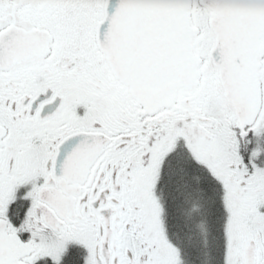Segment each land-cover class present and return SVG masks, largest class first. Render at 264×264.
<instances>
[{"label":"snow or ice","instance_id":"6c2138e0","mask_svg":"<svg viewBox=\"0 0 264 264\" xmlns=\"http://www.w3.org/2000/svg\"><path fill=\"white\" fill-rule=\"evenodd\" d=\"M0 264H264V0H0Z\"/></svg>","mask_w":264,"mask_h":264}]
</instances>
